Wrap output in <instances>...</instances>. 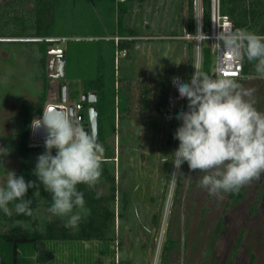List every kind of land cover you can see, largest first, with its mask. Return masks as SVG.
I'll return each mask as SVG.
<instances>
[{
  "label": "rangeland",
  "instance_id": "rangeland-1",
  "mask_svg": "<svg viewBox=\"0 0 264 264\" xmlns=\"http://www.w3.org/2000/svg\"><path fill=\"white\" fill-rule=\"evenodd\" d=\"M50 2H53L51 16L46 21H41L40 31L61 36H88L82 37L84 40L72 42L59 37L63 39L60 46L70 44L67 52V79L72 85L82 87L84 79L95 78L102 69L110 75L111 42H103L94 35L103 32L126 33L125 17H119L117 11L105 8H102V13L101 8L94 7L89 0ZM132 2L134 0L128 4ZM151 2L152 6L148 5L146 10L145 7L138 8L132 14V20L136 22L135 33L137 29L147 30L151 26V30H148L152 32L166 33L172 25L180 24L182 0ZM188 5L189 0H184L187 18ZM5 16L9 22L12 20L8 15ZM4 17L0 18V27H4L8 33ZM146 18L149 24L147 27L144 24ZM20 20L22 19L14 23L15 32H35L33 23L27 17L23 18V22ZM78 37L69 38L81 39ZM44 44L2 43L3 47H16L17 51L16 54H11L8 62L3 61L0 56V111H3L0 112V146L10 149L3 163L6 169L13 170L16 174L31 171L29 161L35 163L36 156L44 151L28 154L18 141L21 136L19 128H22L24 119L19 105L21 110L23 104L37 106L45 96L43 89L37 84L36 74L39 70L35 67L36 60L43 53L41 48ZM100 44L108 46L104 61H101L99 55ZM72 75H80L81 79L68 78ZM231 80L236 82L237 90L252 89L250 99L257 110L264 112V78L251 74ZM50 102H46V108ZM184 107L186 110V99ZM22 116H25L23 112ZM128 121L126 117L120 118L115 138L116 152L119 151L121 157L116 174V212H121V216L116 219V224L118 230L120 226L122 236H117L110 243L114 256L104 252L102 241L66 240L56 243V259L49 264H82L86 253L93 257L91 264H118V255L121 253L128 264H264V173L243 184L237 190V193L241 191L240 196L237 194L230 197L229 191L222 190L209 193L199 185L203 172L198 169L189 170L187 162L179 170L171 164L173 157L169 154L178 146V140L170 145L168 140L171 135L164 132L158 135V148H155L156 145L152 142L155 135L149 133L154 128L146 125L143 127L145 133L137 134L135 128L127 127ZM30 141L34 140L30 137ZM37 142L43 143V138ZM100 147L99 158L104 153L101 142ZM21 154L27 156V161L19 157ZM154 160L155 165L151 163ZM6 169L0 167V186L6 181ZM99 190L102 193L108 192L106 187H100ZM175 195L180 196L178 201ZM48 197L51 202L50 196ZM40 207L45 205L41 204ZM150 208L155 212L149 211ZM50 217L56 218L51 214ZM167 237L179 241V244L167 250L164 255L162 252Z\"/></svg>",
  "mask_w": 264,
  "mask_h": 264
},
{
  "label": "clouds",
  "instance_id": "clouds-1",
  "mask_svg": "<svg viewBox=\"0 0 264 264\" xmlns=\"http://www.w3.org/2000/svg\"><path fill=\"white\" fill-rule=\"evenodd\" d=\"M216 39L234 59H246L256 76L264 78V35L236 29L218 32ZM194 69L187 80L170 78L177 96L187 101V110L174 114L180 123L173 133L178 146L169 154L171 164L179 170L187 162L189 170L203 172L199 185L209 193L235 192L264 173V112L250 99L252 89L237 90L231 79L213 78L198 66ZM41 125L46 135L44 151L36 156L32 169L36 180L25 181L6 169L3 159L10 149L0 146V167L6 169V181L0 186V212L7 216L14 210L31 216L32 201L25 199L26 191L42 185L51 198L46 212L59 217L65 228L75 229L90 212L77 185L92 188L98 183L101 147L67 113L42 111L31 123L33 128ZM99 195L96 192L97 198Z\"/></svg>",
  "mask_w": 264,
  "mask_h": 264
},
{
  "label": "trees",
  "instance_id": "trees-1",
  "mask_svg": "<svg viewBox=\"0 0 264 264\" xmlns=\"http://www.w3.org/2000/svg\"><path fill=\"white\" fill-rule=\"evenodd\" d=\"M129 1L131 0H89L94 7H100L102 13L104 12L102 8H105V10L112 12L117 11L119 17L127 11ZM221 6L222 12L229 15L236 27L264 35V0H221ZM188 7V30L193 33L195 31V23L191 0H189ZM209 14V0H205V30H208L210 26ZM37 26V30L40 31V25ZM40 33L45 35L43 31H40ZM47 35L67 38V42L84 40L85 38L82 37H88L84 35L79 36L81 39H70L69 37L78 36ZM110 36H113V34L105 32L94 35V37H97L103 42H111V47H109L111 49L110 75L102 69L95 78L90 80L84 79L82 87L80 86L81 88L79 85H73V87L79 88L75 91L74 98H76L77 93L82 91L97 92L98 136L102 150L104 151L103 155L99 158L101 163V176L98 183L92 188L84 184L77 185V188L84 192L85 205L90 212L81 220L75 229L65 228L63 221L59 217L52 219L50 214L46 212L47 206L51 203L48 200L50 194L43 190L42 185H40V189L38 190L32 188L27 189L25 199H31L32 201L30 206L33 208V213L31 216L16 214L14 210L11 212V215L7 216L0 212V264H49L56 259V243L66 240L81 242L99 240L104 244V252L114 256V250L110 247V243L117 236H122L120 226L118 230L116 224V219L121 216V212H116V201L118 199L116 174L117 167L120 166L118 162L121 157L116 152L115 138L117 137V122L121 118V113L120 117L118 115L119 105L123 102L125 95L121 91L122 89L116 84V52L121 48V45L116 44L114 39L109 38ZM100 45L101 47L98 48L100 51L99 55L101 61H104L108 46ZM66 48L68 52L70 50V44ZM212 63L213 55L211 49L205 46L203 49L201 71L210 75ZM243 63L244 76L255 74L252 63L246 59H243ZM68 78L81 79V76L72 75L71 77L68 76ZM22 110L25 116L19 138L20 145L25 148V152L28 154L29 152L43 151L44 146L29 147L28 144L30 143L32 120L40 117L42 111H45V96L42 99L40 107L32 104H23ZM19 157L23 161L27 158V156L22 154ZM29 162L31 171L27 174H17L22 175L25 181L29 179L36 180L32 171L35 163L33 161ZM184 165L185 162L182 166L184 167ZM37 184L39 185V181H37ZM100 187H106L108 192L102 193L99 190ZM96 192L100 193L98 198L96 197ZM237 194L239 196L241 195L237 191H230L231 197ZM179 197L175 195L176 201H178ZM41 204H44L45 207H40ZM11 207L12 205L10 204L9 208L11 209ZM178 244L179 241L167 237L162 253L165 255L167 250L174 248ZM82 251H84L83 247ZM92 258L90 253H86L85 257L82 258V264H91ZM118 264H128L127 259L123 257L122 253L118 255Z\"/></svg>",
  "mask_w": 264,
  "mask_h": 264
},
{
  "label": "crops",
  "instance_id": "crops-1",
  "mask_svg": "<svg viewBox=\"0 0 264 264\" xmlns=\"http://www.w3.org/2000/svg\"><path fill=\"white\" fill-rule=\"evenodd\" d=\"M150 2L151 0H134L129 3L127 11L123 14L126 19L124 26L128 31L122 34L116 32L109 38L121 45L116 52V84L122 89L125 97L119 105L118 115L120 117L121 113V117L128 118L127 127L135 128L137 134L145 133L143 127L151 125L154 129L149 133L155 135L152 142L156 148L158 135L165 132L171 135L169 138L171 140L180 123L175 117L172 119L167 117L170 94L175 96V113L185 108V98L177 96V90L170 78L175 76L181 80H187L193 74L194 67H196V47L195 42L187 37L190 31L188 30V18L185 15L184 0H182L180 10L181 22L177 26L172 25L169 32H152L150 31L151 26L147 28V30L150 29L148 31L136 28L135 33L136 22L132 20V14L138 8L144 9L145 7L146 10L148 5L152 6ZM146 21L147 18L144 20L147 27L149 24ZM118 28H120V23H118ZM164 93L166 100H164ZM117 123V126L120 125V120ZM151 163L155 165V160ZM149 211L152 209L150 208Z\"/></svg>",
  "mask_w": 264,
  "mask_h": 264
},
{
  "label": "flooded vegetation",
  "instance_id": "flooded-vegetation-1",
  "mask_svg": "<svg viewBox=\"0 0 264 264\" xmlns=\"http://www.w3.org/2000/svg\"><path fill=\"white\" fill-rule=\"evenodd\" d=\"M50 1L52 0H0V18L4 17L5 15H8L9 16L8 18H12V20L9 22L6 16L4 17L6 18L5 25L7 26L6 29L8 28L9 30L8 33L5 32L4 27H0V42H1L0 56L2 57L3 61L8 62L11 59V54L17 53V51L15 50L16 47L15 48L3 47L2 43L5 42H9L11 44L13 43L27 44L28 42L45 43L43 45V48H41L42 50L41 52H43L42 55L38 57V59L35 62V67L39 70L38 74H36V81L37 84L40 86V88L43 89L44 91L43 94H45V108H46V102L49 100L51 101L50 103H55V104L61 103L60 105L67 108L70 105H74L75 106L73 110L74 115L73 117H71V119L81 128L86 122H88L89 102L88 101L84 102L82 100V94L84 92L82 91L77 93L76 98H74L73 95L75 94V91L79 88L73 87L72 82L69 79H67L66 75L61 78L55 77L56 71L50 70L48 67L49 62L56 57L55 54L51 53L52 50L57 48H64L65 50L67 49L66 47L60 46V43L62 42L63 39L58 41L60 39L59 37H56L54 35H47V34L42 35L40 31L37 30L38 29L37 25H40L41 21H46L51 16V12H52L51 6H53V2ZM47 5L48 7H46ZM24 17H27V20L33 23V28H34L33 30H35V32H27V33L15 32L14 29H16V26H14L15 25L14 23L19 22V19H22L20 21L23 22ZM66 65H67V50H66ZM82 104H84L85 106L81 107ZM37 106L40 107L41 103ZM20 111H21V117L24 118V116H22L23 111L21 110V107H20ZM82 114H83V118H82ZM19 129L21 132L22 128ZM176 141H177L176 139L171 138V140H169L168 143L172 145L173 142L175 143ZM31 142H37V141H30V143ZM37 143H41V142H37ZM98 144L100 145V140ZM41 146L44 145L42 144ZM170 148H169V152H171ZM117 154H120V152L117 151ZM161 159L163 161L164 157ZM239 193H241V191ZM228 195L230 196V191ZM152 212L154 213L155 211L153 210Z\"/></svg>",
  "mask_w": 264,
  "mask_h": 264
},
{
  "label": "built area",
  "instance_id": "built-area-1",
  "mask_svg": "<svg viewBox=\"0 0 264 264\" xmlns=\"http://www.w3.org/2000/svg\"><path fill=\"white\" fill-rule=\"evenodd\" d=\"M195 31L187 33V37L195 42L196 67L201 71L203 60V49L208 46L213 55V63L210 76H220L227 79H240L244 77L243 59H234L228 53L222 43L216 39V34L221 31L241 29L235 26L229 15L222 12L221 0H209L210 5V26L204 29L205 21V0H191ZM173 94L169 95L168 114L169 119L174 118L175 105Z\"/></svg>",
  "mask_w": 264,
  "mask_h": 264
},
{
  "label": "water",
  "instance_id": "water-1",
  "mask_svg": "<svg viewBox=\"0 0 264 264\" xmlns=\"http://www.w3.org/2000/svg\"><path fill=\"white\" fill-rule=\"evenodd\" d=\"M51 53L55 54L56 57L53 58L49 64L48 67L50 70L56 71L55 77L61 78L66 75V50L64 48H57L51 51ZM65 86V85H64ZM82 100L88 101V122H86L81 129L88 134H90L97 143H99V136H98V110L96 107V101H97V92L96 91H88L84 92L82 94ZM85 105L82 104L81 107H84ZM75 106L70 105L68 108L63 107L60 104L51 103L47 106L45 111L53 110L61 113H67L70 117H73ZM83 118V114H82ZM46 135L45 128L41 125L39 127L33 128L31 131V138L34 141L40 140L44 138ZM43 143H37V142H31L29 143V147H37L41 146Z\"/></svg>",
  "mask_w": 264,
  "mask_h": 264
}]
</instances>
